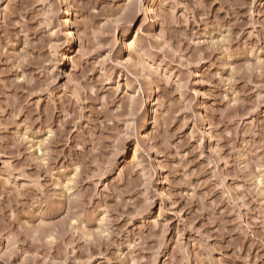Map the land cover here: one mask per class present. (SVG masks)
Segmentation results:
<instances>
[{"label":"clouds","instance_id":"1","mask_svg":"<svg viewBox=\"0 0 264 264\" xmlns=\"http://www.w3.org/2000/svg\"><path fill=\"white\" fill-rule=\"evenodd\" d=\"M0 264H264V0H0Z\"/></svg>","mask_w":264,"mask_h":264}]
</instances>
